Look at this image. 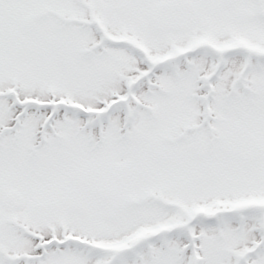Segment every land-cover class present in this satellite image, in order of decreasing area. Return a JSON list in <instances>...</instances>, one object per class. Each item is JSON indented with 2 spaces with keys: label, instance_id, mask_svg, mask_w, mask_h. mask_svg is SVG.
Segmentation results:
<instances>
[{
  "label": "snow or ice",
  "instance_id": "1",
  "mask_svg": "<svg viewBox=\"0 0 264 264\" xmlns=\"http://www.w3.org/2000/svg\"><path fill=\"white\" fill-rule=\"evenodd\" d=\"M0 264H264V0H0Z\"/></svg>",
  "mask_w": 264,
  "mask_h": 264
}]
</instances>
